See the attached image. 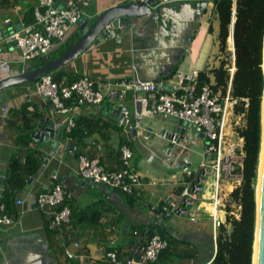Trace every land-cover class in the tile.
<instances>
[{"label":"crops","instance_id":"1","mask_svg":"<svg viewBox=\"0 0 264 264\" xmlns=\"http://www.w3.org/2000/svg\"><path fill=\"white\" fill-rule=\"evenodd\" d=\"M64 1L59 0V4ZM140 1L78 0L89 23L111 8ZM195 2H158L161 23L149 16L132 17L130 27L104 42L91 44L75 60L55 70L54 75L58 74L59 82L64 84L88 76L96 89L106 93L120 90L123 83L135 78L157 81L170 78L175 72L189 74L216 68L219 60L218 22L213 15V0H208L203 12L195 7ZM36 3L37 0H0V80L43 66L37 65V59L21 62L10 42L12 32L24 25L25 14ZM210 25L212 33L208 32ZM79 37L80 29L72 25L62 41L53 42L49 56L69 43L74 45ZM130 95L128 92L117 103L131 117L136 113L140 120L141 136L131 139L128 145L142 186L128 196L103 185L102 190L80 185L79 155L98 157L100 164L110 171L120 166L124 129L119 126L118 118L110 113L106 101L100 106L76 107L75 127L69 133L62 123L63 118L53 111L36 85L17 84L0 90V202L9 194L6 212L13 220L10 226H0V264H105L109 251H116L119 258L131 256L140 243L133 231L151 226L159 227L174 240L155 264H211L215 231L209 214L201 211L193 217L160 220L151 211L152 206L166 195L178 192L183 178L181 164L184 159L190 160V145L196 143L203 148L202 134L197 128L187 126L195 130L192 139L185 133L187 127H180L183 135L175 140L174 131H166L168 128L164 122L167 118L151 114L144 104H133ZM44 118H48L54 128V138L34 143V119L41 121ZM159 130L171 133L169 143L160 138V142L152 144V137ZM70 144L74 145L71 153L68 152ZM163 150L170 152V158L162 154ZM31 152L37 158L39 168L43 161L46 164L28 177L30 185L26 183L23 189L11 192L7 185L8 166L13 159L24 163L26 155ZM53 174L63 189L72 195L68 202L71 222L64 228V241L68 245L71 242L79 244L78 250L70 249L79 253L80 259L64 256L62 242L54 240L48 229L47 216L36 206L37 194L51 189L56 183ZM236 186L237 181L235 185L227 182L223 188L230 194ZM18 201L21 204H17ZM221 217L225 221L226 215L222 213ZM204 218L210 221L212 233L206 232L200 224L205 222Z\"/></svg>","mask_w":264,"mask_h":264},{"label":"built area","instance_id":"2","mask_svg":"<svg viewBox=\"0 0 264 264\" xmlns=\"http://www.w3.org/2000/svg\"><path fill=\"white\" fill-rule=\"evenodd\" d=\"M57 5L55 0H37L33 9L34 22L24 24L19 30L12 32L10 39L16 42L15 47L20 52L21 62L46 57L53 47V42L62 41L69 28L78 20L85 21L86 13L79 6L78 0H65L62 9H58ZM228 71L232 76L234 68L229 67ZM121 86L118 91L102 93L85 75L70 84L56 81L52 73L39 78V93L50 102L53 111L63 118L62 123L65 124L67 132L75 127L74 112L80 105L100 106L106 101L110 112L119 113V126L124 129L119 168L110 171L100 164L98 157L79 155L78 175L84 182L103 185L128 196L133 195L142 186L141 177L133 167V153L128 145L131 139L141 136L140 120L136 113L131 117L129 112L117 103L130 92L133 104H144L153 115L174 118L193 126L200 131L203 139L201 160L196 168L192 170L191 161L184 159L181 164L183 178L179 183L178 192L166 195L152 206L151 211L160 220L193 217L203 211L212 218L216 236L218 228L225 224L221 215L227 214L226 206L231 204L223 183L234 182L235 185L237 181L239 185L241 180L237 166L231 164L236 158L237 147L243 156V142L237 135L236 128L233 129L230 123L234 108L238 104V100L230 94V84L224 94L221 89L214 90L212 80L198 86V72L193 71L189 74L175 72L170 78L157 81H141L135 78L134 81L123 83ZM237 120H241V116H238ZM235 125H238L237 121ZM36 131L32 135L34 143H38L34 136ZM171 136V133L163 132L159 138L169 139ZM177 138L175 140H178ZM164 154L167 159L170 158L168 150ZM241 162L242 159L238 161V167ZM234 171L238 174L236 173V178L232 180ZM53 179L56 183L51 189L37 194L36 206L47 216L48 229L52 232L54 240L62 242L64 256L68 259H80L82 256L70 249L78 250L79 244L71 242L69 246L64 241V228L71 222L68 202L72 195L57 182L55 175ZM17 204L21 202L18 201ZM12 224L13 220L7 214L5 206L0 204V226ZM133 235L140 239L133 254L128 258H119L116 251H109L106 253L105 264H155L160 253L167 248V241L158 234L151 235L149 228L135 230Z\"/></svg>","mask_w":264,"mask_h":264},{"label":"trees","instance_id":"3","mask_svg":"<svg viewBox=\"0 0 264 264\" xmlns=\"http://www.w3.org/2000/svg\"><path fill=\"white\" fill-rule=\"evenodd\" d=\"M33 9L25 14V25L34 22ZM213 15L218 22V66L199 72L198 86L212 80L214 90L221 89L224 94L230 84V94L238 100L234 114L243 118V126L236 128V133L243 142V157L241 166L237 168L241 176L240 184L229 194L231 204L226 206L225 224L216 231L211 264H252L256 211L255 187L261 144V102L264 88L262 73L264 0H213ZM208 32L212 33L211 25ZM232 41L235 70L230 76L227 56L230 53L228 44L232 47ZM72 46L73 43H69L56 54L52 56L48 54L47 57L51 62L55 61ZM43 58L37 59V65H42ZM52 75L56 81H60L58 74L54 75L52 72ZM71 131L72 129L69 133ZM38 168V160L33 152L26 155L24 163L13 159L8 166L7 180L11 192L23 189L28 177L33 176ZM8 202L9 194L5 195V199L0 204L6 208ZM232 206L237 209L236 216L231 214ZM149 230L151 235L158 234L166 240L167 246L174 242L171 237L161 232L159 227L151 226ZM166 249L160 255L166 253Z\"/></svg>","mask_w":264,"mask_h":264},{"label":"water","instance_id":"4","mask_svg":"<svg viewBox=\"0 0 264 264\" xmlns=\"http://www.w3.org/2000/svg\"><path fill=\"white\" fill-rule=\"evenodd\" d=\"M170 0H142L140 2L134 3L129 6H118L111 8L105 11L101 16H99L93 23H89L90 21H81L78 20L75 23L81 31V37L77 43H75L72 47H70L61 57H59L55 61H50L46 56L42 59L43 66L36 68L30 72H22L17 75H12L7 78L0 80V90L5 89L11 85H21L25 83H29V87L37 86L39 78L42 75L50 74L55 70H58L71 61L75 60L79 55L84 53L91 44H98L99 42H104L115 35L121 33L123 29L130 27V18L132 17H144L149 16L153 20H157L160 23L161 16L159 15V6L158 2L167 3ZM208 0H196L195 7L199 9L201 12L205 11V6ZM55 3H59V0H55ZM63 3L58 4L57 8L62 9ZM232 32V28H231ZM127 34V32H126ZM125 34V35H126ZM8 37V35H6ZM232 39V33H231ZM10 42L15 47L16 42L11 39ZM233 48V41H232ZM17 50L19 56L20 52ZM233 53V61H234V49ZM262 73L264 76V72L262 69ZM142 81V80H141ZM112 115L119 117V113L116 111L110 112ZM34 123L36 127L34 128L36 134L35 138L38 139V142H48L50 139L54 138V128L50 126L48 118H44L41 121L34 119ZM177 126L174 134H172L175 138L183 135L184 127H190V125H186L182 121H177ZM180 127L183 129L180 130ZM180 133V135L178 134ZM179 138V137H178ZM74 149V145L70 144L68 152L71 153ZM262 155V173H261V187H260V212H259V241H258V249H257V262L256 264H264V88H263V96L261 102V144H260V153H259V163ZM46 164V161H43V165ZM43 165L40 166L39 171L43 169ZM54 175V174H53ZM28 185L31 184V180L28 179L26 182ZM81 186H94L96 189L102 190L101 185L93 184L92 182H84L82 181ZM1 195V194H0ZM255 204H256V187H255ZM257 222V204L255 211V227ZM254 240H255V230H254ZM254 246V241H253ZM252 246V250H253ZM253 255V252H252Z\"/></svg>","mask_w":264,"mask_h":264},{"label":"rangeland","instance_id":"5","mask_svg":"<svg viewBox=\"0 0 264 264\" xmlns=\"http://www.w3.org/2000/svg\"><path fill=\"white\" fill-rule=\"evenodd\" d=\"M228 50L230 51L229 55L227 56L228 62L230 63V68H234L233 53H232L233 48L230 46V44H228ZM225 57H226V55H225ZM234 70H235V68H234ZM237 117L238 116H235V114H234V116L230 119V123H231V126H232L233 129L234 128H241L243 126V118L241 117V120H237ZM236 121L238 122V125H235ZM164 123L167 125V128H168L166 130L167 132H172V131L175 132L176 127H177V122H176V120L174 118H167V120ZM185 131H186L185 133H186L187 136H191V138L194 139L195 130L193 128H188L187 127ZM161 133H162L161 130H159V131H157L155 133V135L152 137V139H153L152 144H156L159 140H161L159 138V136H158ZM234 137L236 138V135ZM165 140H167V142L169 141V139H167V138H165ZM237 148H238V151L236 152V158H235L234 161H232L231 164H232V166H237V168H239L238 167V161L240 159H242L243 156H241L242 154H241V151H239V147H237ZM163 153H164V150H163L162 154ZM201 153H202V148L198 144L195 143V144L189 146L188 156L190 157V161L192 162V166H191L192 169H194L196 167V165L200 162ZM258 168H259V166H258ZM258 168H257V181H258ZM236 173L237 172H235V171L232 173L233 174L232 175V180L236 178V176H235ZM232 180H230V181H232ZM225 184L226 183H223V186ZM256 186H257V183H256ZM232 213H233L234 216L237 215V209L234 206H232ZM203 221H205V222L204 223H200L203 226V229H205V231L208 232V233H212V228H211V225H210V221L208 222L207 218H204ZM227 228H229V227H227Z\"/></svg>","mask_w":264,"mask_h":264},{"label":"bare ground","instance_id":"6","mask_svg":"<svg viewBox=\"0 0 264 264\" xmlns=\"http://www.w3.org/2000/svg\"><path fill=\"white\" fill-rule=\"evenodd\" d=\"M262 69L264 72V43H263V65ZM262 155L260 158V164L258 168V181L256 186V204H257V222L255 227V240H254V246H253V255H252V264H256L257 262V249H258V241H259V212H260V187H261V173H262Z\"/></svg>","mask_w":264,"mask_h":264}]
</instances>
